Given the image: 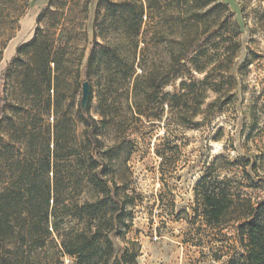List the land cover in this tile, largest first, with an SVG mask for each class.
<instances>
[{
  "label": "rangeland",
  "instance_id": "obj_1",
  "mask_svg": "<svg viewBox=\"0 0 264 264\" xmlns=\"http://www.w3.org/2000/svg\"><path fill=\"white\" fill-rule=\"evenodd\" d=\"M125 1L0 0V96L6 98L5 116L0 117V193L26 189L32 183L41 192L45 189L39 185L47 180L53 189L58 178L57 189L63 193L94 195L81 181L85 167L80 159L64 157L83 156L90 139L98 150L115 149V170L109 178L123 180V190L133 197L121 234L115 237L116 250L137 249V264H239L244 250L236 228L211 229L196 202L195 187L217 158L233 164L251 160L258 175L252 165L247 170L258 187L246 192L264 198L260 181L264 177V0H219L200 10L222 4L230 29L238 26L235 40L240 49L230 66L235 80L225 84L216 107L222 106L221 111L174 122L166 121L168 112H161V99L180 93L181 83L192 77L202 81L206 73L193 71L191 77L184 70L166 88L146 97L136 86L142 73L138 52L142 44L135 49L130 7L123 6V18L114 16L112 4ZM146 2L139 0L143 7ZM144 21L146 29L148 19ZM173 26L176 36L180 24ZM226 33L228 39L233 34ZM34 38L35 45L18 56V47ZM212 48L217 66L224 57ZM8 49H12L9 55ZM48 55L57 65L51 62L45 67ZM250 60L253 63L247 66ZM219 76L218 72L213 77L220 81ZM86 81L91 86L88 109L94 120L88 119V124L81 116ZM218 97L208 92L203 109ZM137 108L148 111L137 115ZM252 128L255 131L248 137ZM161 144L181 150L173 175L164 177L161 172V158L156 155ZM48 162L52 168L47 174L43 168ZM237 168L222 171V177H242ZM76 224L72 220L68 225ZM64 262L72 264L68 258Z\"/></svg>",
  "mask_w": 264,
  "mask_h": 264
},
{
  "label": "trees",
  "instance_id": "obj_2",
  "mask_svg": "<svg viewBox=\"0 0 264 264\" xmlns=\"http://www.w3.org/2000/svg\"><path fill=\"white\" fill-rule=\"evenodd\" d=\"M146 1V7L141 6L139 0L112 4L117 19L123 18V6L130 7L127 13L135 49L142 44L138 50L142 73L137 76V88L149 97L180 78L184 70L191 77L193 71L206 73L202 81L192 77L189 82H182L180 93L164 95L159 104L161 112H168L166 121L174 122L179 117L199 116L216 109L221 111L222 106L216 107L222 100L225 84L235 80L230 66L240 49L235 40L239 37L238 26L234 25L232 31L228 25L231 20L223 17L224 11L220 10L226 6L219 4L200 12L219 0ZM144 17L148 19L146 29H143ZM176 23L180 27L175 36L172 28ZM217 26L218 30L213 32L211 28ZM226 32L233 33L229 39ZM11 39L9 37L7 42ZM35 43L36 38L19 46L17 55ZM162 46V55L156 58ZM211 47L217 55L224 57L217 66L214 65L217 59L210 55ZM43 61L46 68L51 62L57 65L50 55ZM252 63L250 60L247 66ZM218 72L220 81L213 77ZM208 92L219 97L203 109ZM5 103L6 98L0 96V117L5 116ZM148 108L150 112H156L150 106ZM147 111L137 108L136 114L143 115L142 112ZM81 116L86 124L92 119L88 108L84 111L81 107ZM87 143L83 156L71 153L64 157L68 159L75 155L80 159L85 167L81 181L94 195L83 198L74 192L63 193L57 189L61 185L58 178L53 189L47 180L39 185L45 189L41 192H37L38 185L32 183L26 185V189H8L0 193V264H65V258L72 264H137V249L115 248V237L121 234L127 208L134 203L133 197L123 190V180L109 178L115 170V149L103 152L90 139ZM156 155L161 158L164 177L177 171L181 157L178 146L161 144L156 147ZM251 165V160L233 164L224 157L217 158L197 183L195 198L211 229L221 232L229 227L236 228L244 250L239 264H264V198H254L246 192L258 187L247 170ZM235 167L242 177H222V171L229 172ZM251 167L258 175L255 164ZM51 168L48 162L43 171L48 174ZM260 179L264 183V177ZM72 220L77 224L68 225ZM130 244L135 246L133 242Z\"/></svg>",
  "mask_w": 264,
  "mask_h": 264
},
{
  "label": "water",
  "instance_id": "obj_3",
  "mask_svg": "<svg viewBox=\"0 0 264 264\" xmlns=\"http://www.w3.org/2000/svg\"><path fill=\"white\" fill-rule=\"evenodd\" d=\"M90 96H91V86L90 83L86 81L83 83V97L81 101V107L84 111H86L88 108Z\"/></svg>",
  "mask_w": 264,
  "mask_h": 264
},
{
  "label": "bare ground",
  "instance_id": "obj_4",
  "mask_svg": "<svg viewBox=\"0 0 264 264\" xmlns=\"http://www.w3.org/2000/svg\"><path fill=\"white\" fill-rule=\"evenodd\" d=\"M11 52H12V49H8L7 50V55L11 54Z\"/></svg>",
  "mask_w": 264,
  "mask_h": 264
}]
</instances>
